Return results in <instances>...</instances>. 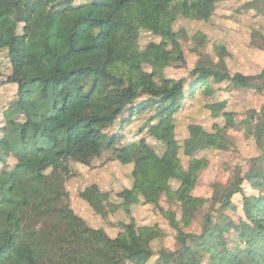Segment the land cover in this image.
Returning a JSON list of instances; mask_svg holds the SVG:
<instances>
[{
	"label": "trees",
	"instance_id": "1",
	"mask_svg": "<svg viewBox=\"0 0 264 264\" xmlns=\"http://www.w3.org/2000/svg\"><path fill=\"white\" fill-rule=\"evenodd\" d=\"M214 1L0 0V53L11 68L7 83L16 87L14 100L1 110L0 264H129L144 253L142 235L154 240L159 232L137 225L132 215L137 205L153 206L177 232L178 249L161 250L155 264H188V257L190 264H264V106L253 114L255 124L242 122L260 150L250 161L257 170L238 177L227 194L242 195L248 233L234 222L225 224L211 200L193 195L209 163L202 154L217 149L218 131L190 125L180 141L175 119L180 108L167 109L181 91L211 99L225 82L242 90L264 79V70L232 74L223 48L218 63L199 65L187 78L166 77L164 62L186 63L174 25L181 17L208 22ZM142 32L160 42L142 49ZM226 107V100L207 105L213 118L223 113L221 129L238 128ZM145 114L150 116L141 134L154 138L160 151L145 138L124 143L121 132ZM94 149L109 151L131 171L125 188L119 181L104 193L94 187L81 192L97 215L123 210L130 218L119 223L116 238L78 216L65 183L46 173L61 156L91 166ZM182 154L191 159L187 170L179 167ZM173 181L180 184L177 190ZM247 184L257 194L250 195ZM162 199L179 207L180 219L165 210ZM196 219L201 233L185 232ZM228 236L235 239L232 246Z\"/></svg>",
	"mask_w": 264,
	"mask_h": 264
},
{
	"label": "rangeland",
	"instance_id": "2",
	"mask_svg": "<svg viewBox=\"0 0 264 264\" xmlns=\"http://www.w3.org/2000/svg\"><path fill=\"white\" fill-rule=\"evenodd\" d=\"M89 2L91 0H78L77 3ZM214 2L216 10L208 22L181 17L174 25L175 31L180 36L186 63L164 62L167 78H187L189 73L199 65L210 66L213 62L218 63L221 48L227 54L225 61L232 74L254 76L264 70V0H215ZM140 42L142 49H146L152 42L159 43L160 39L148 32H142ZM156 59L159 60L157 57ZM145 70L148 73L152 72L149 65L145 67ZM10 74L8 58L4 52H1L0 127L4 124L1 110L14 100L16 92V87L7 83V77ZM255 84L256 86L251 89L235 90L225 82L220 85V92L211 99H206L202 95L192 99L181 91L174 102L167 106V109L180 108L175 116L176 136L180 141L188 137L190 125H200L210 133L218 131L217 149H209L202 154L209 163L208 167L201 172L193 195L211 200L214 203V210H217L216 215L222 218L225 224L234 222L246 233L250 232L252 227L245 220L243 197L241 194H236L230 199L227 194L234 190L238 177H247L252 175L251 171L257 170L255 163L250 161L260 155V150L254 136L250 135L242 124V122L252 123L253 114L260 113L264 106V79L258 80ZM224 100L227 101L226 111L235 114L234 118L238 124L236 129L226 131L221 129L224 125L223 113L221 112L215 119L207 108L209 104ZM149 116L150 114L137 116L133 124L121 132L124 143H138L145 138L152 148L156 151L161 150L159 143L154 138L148 137L146 131L141 134V129ZM1 132L0 129V137ZM103 142L108 143V138ZM89 158L91 166L77 163L67 156H61L58 163L49 168L46 173L65 183L70 206L78 216L93 229H103L111 238H116L122 231L119 223H129L130 218L123 210L109 213L106 218L97 215L81 197V192L86 188L94 187L97 191L104 193L114 182L119 181L122 183L121 188H125L130 183V168L112 159L111 153L105 150L94 149L90 152ZM190 161V158L182 154L180 169L187 170ZM0 168H2L1 164ZM171 186L177 190L180 184L173 181ZM245 187L248 188L250 195L257 194V190L252 186L247 184ZM161 202L166 211L176 212L178 218H181L177 205H169L164 199ZM205 210L208 211V208ZM132 215L139 227H156L159 232L154 240H149L146 235H142L140 242L144 253L129 264H155L161 250L178 249L177 232L171 228L168 219L153 206H133ZM201 230L200 219H196L190 227L184 228L187 233H201ZM228 239L232 246L234 237L228 236ZM218 250L222 253V246ZM187 262L192 263V258L188 257Z\"/></svg>",
	"mask_w": 264,
	"mask_h": 264
},
{
	"label": "crops",
	"instance_id": "3",
	"mask_svg": "<svg viewBox=\"0 0 264 264\" xmlns=\"http://www.w3.org/2000/svg\"><path fill=\"white\" fill-rule=\"evenodd\" d=\"M115 183V182H114Z\"/></svg>",
	"mask_w": 264,
	"mask_h": 264
}]
</instances>
